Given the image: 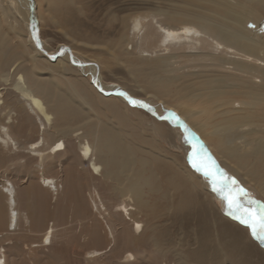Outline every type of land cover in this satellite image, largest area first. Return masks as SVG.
I'll use <instances>...</instances> for the list:
<instances>
[{
	"label": "bare ground",
	"instance_id": "1",
	"mask_svg": "<svg viewBox=\"0 0 264 264\" xmlns=\"http://www.w3.org/2000/svg\"><path fill=\"white\" fill-rule=\"evenodd\" d=\"M6 1L9 5L5 8L7 14L12 15L14 12L19 18L24 17L28 23L24 40L20 39L19 43L22 55L31 58L32 67L36 68V71H42L43 67L47 68L49 70L47 77L51 83L54 82L53 74L56 73V67L51 60L60 59V68L67 71L66 80L61 82L70 91L68 96H63L59 92L61 96L57 97L51 88L53 84H36L34 77H30L33 82L25 84L21 76L18 77L21 84H15V90L20 96L14 95L16 100L14 103H5L0 90V160L12 163V156L4 153L9 150L8 134L20 113L24 115V125L19 127V131L25 130V134L27 132L37 134L33 142H25V140L22 142L28 144L29 152L38 157V167H44L47 160L53 158L59 166L63 151L66 150L64 135L71 136L79 131L80 133L76 135L79 152H70L67 159L68 164H71L75 171L68 177L64 171H61L59 177L67 188L65 194L68 201L75 204L70 209L71 212L57 203L59 200L56 197L53 206L46 203L45 192H52L56 196L62 189L56 175L42 174L40 181L30 177L27 181L28 187L24 190L16 186L18 185L16 179H20L18 173L13 177L0 180V249H4L3 245L11 241L13 236L24 233L20 229L24 228L29 219L34 229L31 235L35 234L36 243L42 248H47L56 237L57 223L60 222L56 218L59 217L62 222L63 218L70 213L72 222L89 221L85 226L90 229V241L96 246L107 241V245L110 246L107 251L114 253L121 264H159L147 261V258L138 252V248L143 239L142 233L145 234L144 229L148 227L146 224L149 221L145 218V206L148 204V200L144 198L145 187L149 190H161L162 187L160 184L157 186L154 184L151 171L144 169V162L140 164L139 169L135 168L137 161L134 160L133 154L131 156L132 152L128 145L122 142L119 128L112 127L108 121L106 122L110 118L108 114L113 110L108 104L113 107V101L105 102L104 99L108 95H113L132 106L124 95H120L124 93L137 102L134 107L145 108L153 117L158 118L159 111L146 101L134 99L119 86L103 84L100 81L99 69L90 61L79 60L67 46L60 47L50 56L44 54L42 43L37 39L38 34L35 40L32 35L36 30V28L33 29V25L37 26L38 18L34 0ZM16 2L19 3L18 6ZM233 2L237 4L231 6L222 0L221 2L213 1L212 5L204 6L208 13H192L187 18L175 19L174 25L157 21L153 15L143 18L136 16L131 22L137 55L154 57L156 60L153 65L157 70L166 74L175 73L178 71L176 67L184 63L187 64L188 70L202 69L208 74L203 77H194L199 74L183 71L174 76V82L173 79L168 81L169 85L173 83L172 85L176 88L175 97L178 102H184L179 105L186 108L189 113L193 109L200 118L209 123L210 131L206 137L199 127L186 122V114L175 107L170 108L171 110L162 116L183 128L185 137L187 136L192 142V147L186 148L189 151L186 153V164L181 165L179 170L178 165L174 164L175 174L180 173L181 179H185L180 181L182 193L178 198L177 207L189 210L193 206L196 208L197 205L205 209L200 214L207 216L203 222L210 223L211 227L206 228V232L202 234L203 238L198 241L196 257L199 262L208 264H223L218 256L220 254V258L226 257L222 249V246L226 244L222 240L223 236L232 243L234 256H236L233 260L234 264H242V260L246 264H251V259L249 260V257L244 254L243 250L247 252L246 249L241 248L247 244L248 238L252 241L250 243L260 250V253L264 252V241L254 238L246 225H242L244 228L238 230L236 222L233 225L225 223L216 212L210 211L212 205L219 209L217 202L222 198L212 190L209 181L192 167V164H199L203 168L213 169L219 181L217 170L210 163H212L211 160H217V155H222L221 158L234 162L235 166L232 168L234 172L253 176L254 185L264 198V176L256 177L253 171L244 170L245 164H242L241 159H245L248 150H242L240 155L237 150L241 143L236 141L245 139L239 131L244 128L243 123L249 120L247 114L253 113L257 118L260 115L261 122L264 121V36L258 33L259 27L264 24V0H247L246 2L233 0ZM210 13L213 15H209ZM4 17L7 18L5 13ZM13 20L15 22V18ZM252 23L255 24L254 29L251 26ZM10 25L17 37L23 36L17 24ZM64 50L67 52H63ZM195 50L199 52H193ZM62 52L65 54L60 57ZM10 53H13V50ZM1 59L0 82H7L6 63ZM77 75H89V82L97 90V95L86 88L85 80L82 81L83 77L78 79ZM53 87L57 90L56 85ZM70 92L76 93L77 101L71 97ZM227 93H230L232 97H228ZM105 106L107 110H104ZM243 112H246V115ZM170 113H175L179 122L173 119ZM115 114L121 117L120 113L115 112ZM51 124L52 128L60 131L64 129V132H60L61 140L48 146ZM201 145L210 148L207 162L197 160L200 155H207L204 148L202 152L200 151ZM84 161L87 167L83 166ZM56 163L49 167H55ZM152 171L155 172L154 169ZM75 172H77L76 175ZM72 176L75 182V185H72L73 188L70 187ZM227 177L229 182L233 179L229 175ZM168 181L173 182V179ZM42 183L47 187H44ZM90 188L92 193L88 194V198L92 205L85 195ZM107 188L113 192L107 193ZM198 189L202 191L204 198L197 196ZM172 190V187H169V191L172 192ZM207 194L209 198L206 197ZM166 209L169 211L174 208L166 207ZM50 215L56 222L48 226L46 220ZM153 216L151 214L148 217L152 220ZM242 233L247 235L245 239ZM131 234L137 237L132 238ZM156 235L158 240L155 241V245L160 248L163 236L162 233H156ZM176 246L177 243L174 241V247ZM103 249L95 248L89 254L102 256ZM6 254L0 251V261L3 264H6ZM237 256L243 259L237 261Z\"/></svg>",
	"mask_w": 264,
	"mask_h": 264
},
{
	"label": "rangeland",
	"instance_id": "2",
	"mask_svg": "<svg viewBox=\"0 0 264 264\" xmlns=\"http://www.w3.org/2000/svg\"><path fill=\"white\" fill-rule=\"evenodd\" d=\"M213 1L221 2V0H34L38 14L35 32L39 37L37 39L42 43L44 54L50 56L60 47L67 46L79 60L90 61L99 69L100 81L103 84L119 86L134 99L146 101L151 107L159 111V117L155 118L145 108L131 106L113 95H108L104 99L105 102L107 100L108 102L109 100L113 101V107L108 104L113 110L110 113L107 111L110 118L106 122L108 121L112 127L119 128L122 142L128 145L132 152L131 156L133 154L134 160L137 161L135 168L139 169L140 164L144 162V169L151 171L154 184L156 186L160 184L162 187L161 190H149L144 186V198L148 200V204L145 206V218L146 220L148 218L149 221L146 224L148 227L144 229L145 234L142 233L143 239L138 248V252H141L147 261H154L159 264H208L199 262L196 257L198 241L203 238L202 234L206 232V228L211 227L210 223L203 222L205 218L207 219V216H201L205 209L197 205V209L193 206L189 210L177 207L178 198L182 193L180 181H185V179H181L180 173L176 175L174 168L177 164L179 170L181 165L186 164V153L189 152L186 148H191L192 142L185 138L184 129L177 126L176 122L162 117L171 110L170 108L175 107L186 114V122L199 127L206 137L210 131L209 123L200 118L193 109L189 113L186 108L179 105L184 102H178L175 97L176 88L172 85L173 83L169 85L168 81L173 79L174 82V76L183 71H193L199 74V76L194 77H203L208 74L202 69L188 70L187 64L184 63L178 67L175 66L178 70L175 73L166 74L157 70L153 65L156 60L154 57L137 55L134 48L135 42L132 36L131 22L136 16L143 18L153 15L157 21L174 25L175 19L187 18L192 13H208L204 6L212 5ZM222 1L231 4V6L237 4L233 0ZM246 1L243 0V2ZM18 5L19 3L16 2V6ZM7 6L9 5L6 0H0V57L3 58L0 59L6 63L5 74L7 78V82H0V90L5 103H14L16 101L14 95L20 96L15 90V84H21L18 80L19 76L24 79L25 84L33 82L30 77H34L36 84L50 83L53 86L56 85L57 90L51 86L54 95L58 97L59 92H61L63 96H68L70 89L61 82L66 80L67 71L60 68V59L51 60L56 67V73L53 74L54 82L51 83L47 77V75L49 76L47 68L43 67L42 71H36V68L32 67L31 58L22 55L19 43L20 39L24 40L28 23L24 17L21 19L14 12L12 15H8L5 10ZM4 13L7 15L6 19ZM209 15L213 14L210 13ZM13 18H15V22ZM10 24H17L23 36L17 37ZM251 26L253 29L255 28V24L252 23ZM261 29H264V24L258 30V33L264 36V31ZM11 50L13 53H10ZM63 52H67V50ZM63 52L59 55L60 57L65 54ZM40 54L42 53L40 52ZM69 73L72 72L69 71ZM81 77H83L82 81H86H84L85 87L97 95V90L89 82L90 76L77 75L78 79ZM70 95L77 101L76 93L70 92ZM227 96L232 97L230 93H227ZM18 100L21 101L19 98ZM104 110H107L106 106ZM114 111L120 113L121 117ZM243 114L246 115V112ZM247 116H249V120L243 123L244 128L239 131L240 135L245 136V139L236 140L241 143L237 152L240 154L242 150H248L245 159H241L242 164L246 166H244L245 171H253L256 177L264 176V121L261 122L260 115L259 118L253 113H249ZM92 121L96 123V121ZM23 125L24 115L20 113L19 118L14 120L13 127L8 134L10 138L9 150L4 153L12 156V163L0 160V180L5 177H13L18 173L20 179H16L18 181L16 186L20 190H24L28 187L27 181L30 177L40 181L42 174L44 176L56 175L62 189L58 191L56 196L52 192H45L46 203L53 206L56 197L59 200L57 203L70 211L75 204L68 201L65 194L67 188L59 177L61 171H64L67 177L75 171L72 165L68 164L67 159L70 152H79L76 135L80 131L71 136L64 135L63 141L66 150L63 151L59 166L56 159L53 158L47 160L44 167H38V157L29 152L28 144L25 143L36 140L37 134L35 132L25 134V130L19 131V127ZM60 132H64V129L60 131L52 128V124L50 125L48 135L50 144L48 143V146L56 144L57 140H61L62 134ZM24 140L25 142H22ZM203 148L207 155H200L197 160L207 162L211 151L206 145ZM221 157L222 155H217V160H211L212 163H210L215 166L218 179H221V173L235 179L238 186L247 193V197L240 196L238 198L239 203L242 207L253 208L258 214L260 208L264 207V198L255 187L253 176L251 174L245 175L243 172H234L232 169L235 166L234 162ZM53 163H56L55 167H49ZM83 166L87 167L86 161L83 162ZM42 168L43 170H41ZM153 169L155 172L152 171ZM73 177H71L72 183L70 182L72 188V185H75ZM168 179H173V182L168 181ZM20 185L25 188H21ZM43 186L47 187L44 184ZM169 187H172V192L169 191ZM107 191V193L113 192L109 188ZM91 193V188L85 192L90 204L91 200L88 198V194ZM196 193L199 198L203 196L199 189ZM234 195L236 194L234 193ZM206 197L209 198V195L207 194ZM247 199L254 200L256 203L250 205L247 203ZM217 204L219 209L211 204L212 210L210 211L216 212L225 223L233 225L236 222L238 230L244 228L242 225L245 224L230 214V209L223 199L219 200ZM166 207H173L174 209L166 211ZM151 214L154 215L152 220L148 217ZM70 217H72L70 213L67 214L62 222L59 217L56 218V220H60L57 223L56 237L47 248H42L36 243L35 234L31 235L34 229L29 219L24 228L20 229L24 233L13 236L11 241H7L6 245H3L4 249H0V251L7 253L5 255L6 264H121L114 253L108 252L110 246L107 245V241H104L100 246H96L90 241V229L85 226L89 221L72 222ZM145 218L142 217L144 220ZM56 220L50 215L46 223L49 226L53 222L55 224ZM154 232L162 233L160 248L155 245L158 235ZM242 234L245 239L247 235ZM131 237L137 236L131 234ZM227 239L225 236L222 237L223 242L226 243L222 246L225 259L220 258V254L218 256L223 264H234L233 260L236 256H234L232 243ZM34 241L35 243H32ZM174 241L177 243L176 247H174ZM250 242L252 241L248 238L247 244L241 247L247 251L243 250L244 254L249 257V260L251 259V264H263V251L260 253V250ZM227 246L231 248L228 249ZM95 248H104L102 256L89 254ZM243 258L240 256L237 261ZM242 264H246L244 260H242Z\"/></svg>",
	"mask_w": 264,
	"mask_h": 264
},
{
	"label": "snow or ice",
	"instance_id": "3",
	"mask_svg": "<svg viewBox=\"0 0 264 264\" xmlns=\"http://www.w3.org/2000/svg\"><path fill=\"white\" fill-rule=\"evenodd\" d=\"M33 29H35V25H33ZM261 30L264 31V29ZM32 35L35 40L37 38L36 32L33 31ZM37 47H39V43H37ZM120 95H124L132 106H136L137 102L133 101L130 97H127L126 94L121 93ZM169 115L179 122V118L175 113H170ZM185 138L188 139L187 136ZM202 150L203 146L201 145L200 151L202 152ZM189 162H192L191 156L189 157ZM192 167L196 172L201 173L209 181L212 190L224 200L226 206L230 209V214L241 223L245 224L254 238H259L261 241H264V207L260 208L258 214L253 208L242 209V206L238 202V198L240 196L247 197V193L243 188H240L237 185V182L234 179L229 182V178L221 173V179L218 181L213 169L203 168L199 164H192ZM234 193L236 195H234ZM247 203L254 205L256 202L247 199ZM0 264H3V262L0 261Z\"/></svg>",
	"mask_w": 264,
	"mask_h": 264
},
{
	"label": "water",
	"instance_id": "4",
	"mask_svg": "<svg viewBox=\"0 0 264 264\" xmlns=\"http://www.w3.org/2000/svg\"><path fill=\"white\" fill-rule=\"evenodd\" d=\"M258 241V240H257ZM259 244H261L259 241H258Z\"/></svg>",
	"mask_w": 264,
	"mask_h": 264
}]
</instances>
